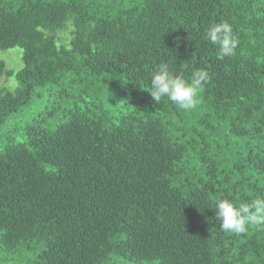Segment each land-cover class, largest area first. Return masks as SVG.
<instances>
[{
    "label": "trees",
    "instance_id": "1",
    "mask_svg": "<svg viewBox=\"0 0 264 264\" xmlns=\"http://www.w3.org/2000/svg\"><path fill=\"white\" fill-rule=\"evenodd\" d=\"M222 21L239 39L224 57L206 38ZM15 48L0 264H264V225L229 233L215 210L264 197V0H0ZM161 63L207 69L194 109L153 100Z\"/></svg>",
    "mask_w": 264,
    "mask_h": 264
},
{
    "label": "clouds",
    "instance_id": "2",
    "mask_svg": "<svg viewBox=\"0 0 264 264\" xmlns=\"http://www.w3.org/2000/svg\"><path fill=\"white\" fill-rule=\"evenodd\" d=\"M207 40L217 46L221 57L230 56L239 44L238 36L227 21L211 25L206 32ZM210 81L206 68H198L185 79L173 72L168 63H161L151 77V96L156 103L167 98L179 110H192L200 102V94ZM216 216L223 230L243 234L250 226L264 225V197L237 203L228 198L215 201Z\"/></svg>",
    "mask_w": 264,
    "mask_h": 264
},
{
    "label": "rangeland",
    "instance_id": "3",
    "mask_svg": "<svg viewBox=\"0 0 264 264\" xmlns=\"http://www.w3.org/2000/svg\"><path fill=\"white\" fill-rule=\"evenodd\" d=\"M112 2V0H111ZM74 27L69 22L66 29L62 32H59L57 34L59 45L67 46L69 45L72 36H73ZM0 63L5 64V72L4 76H0V91L6 89L11 92H15L17 88V81L15 79V76L13 75H7L8 72H12L13 74H16L19 72L23 66V58H22V50L20 48H15L12 50H6V51H0ZM32 110L29 108L23 116H15L10 121L7 122V124L4 125L5 129L9 128V125L15 126H21L25 119H27L26 113L31 112ZM25 116V117H24ZM3 127V128H4Z\"/></svg>",
    "mask_w": 264,
    "mask_h": 264
}]
</instances>
